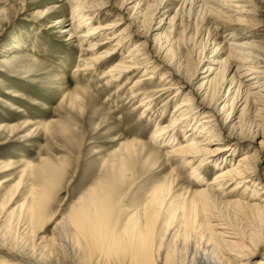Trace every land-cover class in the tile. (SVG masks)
Returning a JSON list of instances; mask_svg holds the SVG:
<instances>
[{
	"label": "rangeland",
	"instance_id": "rangeland-1",
	"mask_svg": "<svg viewBox=\"0 0 264 264\" xmlns=\"http://www.w3.org/2000/svg\"><path fill=\"white\" fill-rule=\"evenodd\" d=\"M239 1L245 11L253 10L254 15L247 21L256 29L232 27L239 28L235 30L241 34L253 32L255 40L264 43V0ZM96 2L109 6L99 14L101 21L119 24L106 32L107 37L98 40L132 26L139 37L95 73L74 76L78 63L89 64V56L80 51L84 48L80 46L83 39L78 38L89 27L73 32L72 37L64 31L71 23L69 2L0 0V264L4 262L2 258L19 255L16 253L41 262L51 257L62 258L56 237L64 230L71 211L77 206L93 204L96 187L102 185L104 174L115 172L120 166L128 170L132 184L121 191L117 208L106 214V219L116 218L131 224L146 211L155 219L157 234L154 236L158 242L166 232L174 239L185 235L203 243L202 246H210L208 249L215 254L219 243L210 235L207 224L211 220L202 210L203 200L196 193L213 181L224 166L223 158L230 166L245 153L254 155L249 164L256 176L249 188L251 192L259 190L258 196L264 200V113L257 112L262 106L252 97L247 98L243 110L239 107L243 100L235 109L230 102L225 105L232 97H227V91L237 88L231 82L243 85L246 82L234 77L236 63L227 59L225 45L230 39L226 37L224 22L210 15L200 0H86L85 5ZM229 13L236 16L232 11ZM84 20L75 22L74 27L82 26ZM135 44H146L153 54L157 52L158 65L173 61V66L185 69L184 75L195 87L200 81L192 80L193 75L210 65L207 61L217 62L213 65L217 76L206 102L217 107L220 125L225 122L226 128L220 130L219 136L224 139L221 146L227 153L203 167L200 185L190 177V169H182V162L168 154L169 147H162L154 139L155 133L174 119V109L187 97L174 98L166 104V99L174 94L170 90L152 103L153 111L142 118L144 109L138 107L140 98L132 100L134 95H131V87L136 86L134 82L142 72L136 71L117 83H112L115 80L111 78L100 81L102 74L124 58ZM198 62L199 67L193 72L195 65H192ZM163 73H158L155 85L163 84ZM143 88L140 92L148 91ZM8 93H20L23 97L17 100ZM9 104L16 107L15 112L9 111ZM223 105L225 108L219 112ZM17 108L22 111L20 114L16 113ZM202 116L197 113L198 119ZM193 123L189 122V127L174 134L178 143L187 139L185 136ZM12 128L15 129L12 131ZM198 128L202 126L196 125L195 131ZM133 142L139 143L135 149ZM47 168L58 171L56 176L60 178L53 185L43 175ZM137 175L142 176L134 182L133 177ZM243 190L244 187L217 201L219 205L216 204L214 213H209L219 215L223 223L248 241L250 232L244 219L227 205L240 200ZM153 195L162 199L155 202ZM64 221L63 228L58 230ZM256 240L261 245L251 263L264 258V232ZM53 243L57 244L53 246Z\"/></svg>",
	"mask_w": 264,
	"mask_h": 264
},
{
	"label": "bare ground",
	"instance_id": "bare-ground-1",
	"mask_svg": "<svg viewBox=\"0 0 264 264\" xmlns=\"http://www.w3.org/2000/svg\"><path fill=\"white\" fill-rule=\"evenodd\" d=\"M67 1L69 2L67 5L71 6L70 18L68 19L71 23L67 26L69 29L65 30V28L64 31H68L70 37H72L74 35L73 32L89 27L87 32L78 37L83 39L80 46L84 45V48L80 51H82L84 56H89V64L78 63L73 71L74 76H77L78 73H83L86 76L95 73L106 63L116 59L115 57L129 47L136 37H139L137 32L132 29L134 26L131 25L132 28H125L110 38L98 40L101 37H107V31L119 26L116 23L112 25L106 23L105 20L101 21L100 13L109 6L97 2L85 5L86 0L84 2L82 0ZM200 1L210 15L224 22L223 27L226 28V37L230 39L225 45L226 52L229 55L227 59L236 63L234 77H239L246 82V85L238 81L231 82V86L237 85V88L234 91H227V97L230 95L232 97L225 105L230 102L232 106L235 105L233 108L235 109L238 103L243 100L239 106L243 110L247 105V98L252 97L257 104L262 106L257 112L264 113V43L255 40L253 32L241 34L235 30L239 28L232 27V25H238L251 30L256 29L251 27L247 21V18L254 15L253 10L248 9L245 11L243 9L244 6L239 5V0ZM60 9L63 10L64 7L60 6ZM191 9L192 6L190 5L189 10ZM231 11L236 15L235 17L230 15L229 12ZM79 20H84L83 25L74 27L75 22H79ZM58 23L61 24V22ZM222 43L225 44V42ZM106 46L109 47L106 48ZM103 48L106 49L101 51ZM154 53L149 50L146 44L133 45L124 58L116 61L108 71L102 74L100 81L111 78L115 80L112 83H117L116 81L120 80L121 82L136 71L142 72L140 79L134 82L136 86L131 87V95H134L132 100L140 98L138 107L144 109L142 118L148 116L145 113L153 111L154 105L152 103L162 98L170 90L174 91V94L166 99V104L174 98L187 97L174 109V119L158 130L154 139L159 140L163 144L162 147L168 146L170 149L168 154L182 162V169H190V177L194 180L197 179L196 184L200 185L203 182L200 179L203 167L208 166L209 163L211 164L227 153V150L221 146L224 139L219 136L221 135L219 133L221 132L220 130L223 131L226 128L225 122L222 127L218 118L217 107L212 102H206L209 88L217 76L216 70L213 69V65L216 66L217 62L215 60L210 62L206 60L210 65H206L200 74L193 75L192 80L200 81L195 87V83H192L184 75V68L182 70L180 66L175 67L176 64L173 66V61L171 62L172 64L161 63V65H158L159 55L157 52ZM194 65L195 69L193 72L197 70L200 63H195L192 66ZM159 66L163 71L160 70ZM159 72H164L162 74L163 84L155 85L154 81ZM212 74L214 75L210 78ZM175 80L177 83H175ZM129 81L128 79L126 82L128 83ZM106 85L108 86L109 84ZM143 87L148 88V91L140 92ZM184 90L187 93L184 94ZM7 95L17 100H21L23 97L20 93H14L13 95L8 93ZM225 105L219 112L225 108ZM15 108L11 104L8 105L9 111L15 112ZM199 108H201L200 111L197 110ZM21 112L18 109L16 113L20 114ZM197 113L203 116L198 119ZM232 119L230 118L231 122ZM225 120L227 121L228 118ZM189 122H195V124L193 123L192 127L188 128V133L185 136L187 139L178 143V139L174 134L182 131L185 127L187 128V126L189 127ZM196 125L198 127L202 126V128H198L200 129L198 132L195 131ZM14 129L12 128L11 130L13 131ZM227 129L232 130L230 127H227ZM133 143V148L135 149L139 143ZM233 153H236L235 150ZM253 157L254 155L251 156L249 153H245L238 158L236 163L230 166H227V159L223 158L222 165L224 166L214 175L213 181L206 185L207 188L200 189L196 193L203 200L202 210L208 213L207 217L211 220L207 224L211 228L210 235L212 238L217 239L219 243L215 254L208 249L210 246H202L203 243L191 240L185 235L174 239L173 235L166 232L158 242V237L154 236V234H157L155 231V219L153 216L148 215L146 211L145 215L140 214V219L131 224L122 223L121 220L116 218L114 220L112 218L106 219V214H110L116 207L117 198L121 191L126 185L132 184L130 176L127 175L128 170L120 166L121 168L117 171L104 174L101 181L102 185L96 187L97 195L96 197L94 196L93 204L87 207H85L86 204L77 206L71 211L67 223L65 224L64 221V223L58 225V230L63 228V224H65V227L64 230L59 232V236L56 237L58 244L53 243V246L57 244V246L62 248V251L58 253L62 255V258L52 259L51 257L48 261L41 262L35 257L16 253L19 255L2 258L3 264H74L73 262L78 264H220V260L225 262V264H264V258H259L251 263V259L258 255L254 254V252L261 245L256 238L264 232L263 197L260 198L258 196L259 190L251 192L249 188L250 184H254L252 180L256 176L253 166L251 165L252 167H250L249 164ZM56 174H58L56 169L47 168L43 175L53 185L60 178ZM141 176H134L133 181H138ZM243 187L244 190L242 195H240V200H233L227 205L233 209L234 213L237 211L238 215L244 219V223H246L245 225L250 232L248 241L235 229L231 228L230 225L223 223L219 215H210V213H214L213 210L218 204L216 203L217 201L221 202V200L226 199ZM262 194L264 195V192ZM158 199L161 200L162 196L156 197V195H153L152 200L156 202ZM252 199L256 200L252 201ZM168 237L174 241L171 242Z\"/></svg>",
	"mask_w": 264,
	"mask_h": 264
}]
</instances>
